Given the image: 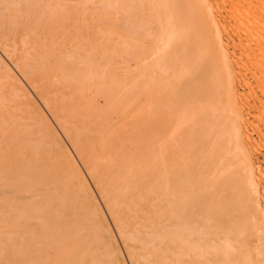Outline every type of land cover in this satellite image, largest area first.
<instances>
[{
  "label": "bare ground",
  "instance_id": "bare-ground-1",
  "mask_svg": "<svg viewBox=\"0 0 264 264\" xmlns=\"http://www.w3.org/2000/svg\"><path fill=\"white\" fill-rule=\"evenodd\" d=\"M0 49L75 151L44 181L42 148L0 104V146L36 160L0 156L25 204L4 195L0 264L14 232L34 264H264V0H0ZM74 155L124 258L103 209L78 204L93 195Z\"/></svg>",
  "mask_w": 264,
  "mask_h": 264
},
{
  "label": "rangeland",
  "instance_id": "rangeland-1",
  "mask_svg": "<svg viewBox=\"0 0 264 264\" xmlns=\"http://www.w3.org/2000/svg\"><path fill=\"white\" fill-rule=\"evenodd\" d=\"M13 65V66H12ZM17 69V70H14V69ZM16 71V72H15ZM11 74H14L18 79H19V81H20V83H19V85H17L16 84V82H14L11 78H10V75ZM19 74H21V75H19ZM0 76H4V77H6V80H7V89L9 88L10 90V98H9V93L7 92H5V88L4 89H2V90H0V104H3L4 106H9V107H11V106H13V111L15 112V115H16V119H14L13 121L10 119V116H11V118L14 116V114L12 115V114H8V113H10V112H6V114H8V115H6L7 117L5 118V119H7V120H9V126L10 127H14L13 128V130H18L19 131V134H21V135H24L25 136V139H27V142H26V145H27V147H31V146H34L35 147V144H36V146H38L39 148H42L41 149V153L40 154H38V152H37V154L39 155V165H46V166H49V167H46V168H49L48 170H50V173H49V175H45V176H48V178H44L43 180L44 181H49V182H52V181H50L51 179H53L55 176L58 178V175H56V174H59V176L61 177V175H62V172L60 171V167H58V166H61V170L62 171H64V170H68L67 172H69L70 170H71V168H72V163H70V160L67 158V156H66V154L67 153H73V154H75V151H74V149L72 148V146L70 147V146H66L68 143H69V145H71L70 144V142H69V140H67V138H66V135L64 134V132L62 131V129H61V127L59 126V124L56 122V120L54 119V117L53 116H51L52 114H51V112L49 113V110H48V108L43 104V102L41 101V99L39 98V96L37 95V93L33 90V88L30 86V84H29V82L27 81V79L22 75V73L19 71V69L16 67V65L13 63V61L12 60H10V59H8V57L5 55V53L0 49ZM22 78V79H21ZM23 79H25V80H23ZM5 82V81H4ZM6 84V83H5ZM25 84H27L26 85V87H25ZM29 85V86H28ZM17 87V88H16ZM30 87V88H29ZM13 89V90H12ZM15 89V90H14ZM22 90V91H21ZM33 90V91H32ZM17 91V92H16ZM17 93V94H16ZM15 95L18 97H15ZM14 96V97H13ZM5 97V98H4ZM7 98L8 99H10V100H7ZM1 99H2V101H1ZM3 99H5V100H3ZM40 100V101H39ZM9 103H8V102ZM22 103H24V104H22ZM20 104V105H19ZM11 105V106H10ZM26 105V106H25ZM44 105V106H43ZM27 106H29L28 107V111L25 109V107H27ZM22 107H24V108H22ZM24 110H26V112L24 111ZM12 111V112H13ZM1 113L3 114V115H5V112L3 113V111H1ZM46 114V115H45ZM51 114V115H50ZM30 115V116H29ZM17 117H19V119L17 120ZM24 119H27V120H24ZM32 119L36 122V123H34V122H32ZM15 120H17V122L15 121ZM29 120V121H28ZM21 121H23V122H21ZM28 123H27V122ZM15 122V123H14ZM44 122H45V124H44ZM20 124L18 127H16V124ZM43 123V124H42ZM35 124V125H34ZM42 124V125H41ZM44 125V126H43ZM50 125V126H49ZM20 126H23V128H21ZM25 126V127H24ZM28 126H30V128H32V129H30L29 130V127ZM34 128H33V127ZM52 126V127H51ZM41 128V129H40ZM44 129H47V131L46 130H44ZM54 129V130H53ZM26 132H25V131ZM32 130V131H31ZM39 130V131H38ZM44 130V131H43ZM56 130V131H55ZM61 130V131H60ZM29 131H31V132H29ZM41 131V132H40ZM23 132V133H22ZM25 132V133H24ZM38 133H40L39 135H38ZM43 133H44V135H43ZM31 134V135H30ZM45 137V139L44 138H42L41 139V137ZM255 137V136H254ZM52 138V139H51ZM66 138V139H65ZM29 139H32V140H36V141H32V140H29ZM39 139H41V140H39ZM51 139V140H50ZM38 140L40 141V142H38ZM45 140H47V141H45ZM67 140V141H66ZM33 142L35 143V144H33ZM42 142V144H40ZM45 142H48V143H45ZM66 142H68V143H66ZM11 143V142H10ZM9 143V146L6 144V147L5 148H2V146H0V152H2V153H0V156H3V158L4 157H8V159L9 160H11V162L13 163L12 165V167H14V166H17V167H19V168H22L23 170H21V172H26L25 170L27 169L28 171H29V167H27L29 164H31V165H35L36 163H33V162H36V160H34L33 158H30L28 155H25V154H23L22 156L20 155V157H18V158H16V153H17V151H18V148H14V144H10ZM56 143H58L59 145H57ZM47 144V145H46ZM41 145H43V147L41 146ZM49 145V146H48ZM52 146V147H51ZM33 147V148H34ZM66 147V150H70V152L69 151H66V153H64V151H65V148ZM70 147V148H69ZM35 148H37V147H35ZM48 148H51L52 149V152H54V153H52ZM38 149V148H37ZM72 149H73V151H72ZM50 151L49 153H52L51 155H53V156H51L49 153H43V151ZM64 150V151H63ZM37 151H39V150H37ZM72 151V152H71ZM64 153V154H63ZM49 154V157H47V155ZM55 154H57V155H55ZM72 154V155H73ZM25 155V156H24ZM43 155V156H42ZM62 155V156H61ZM77 155V154H76ZM76 155H74V159H75V161L77 160L76 158H78V160H79V157L78 156H76ZM27 156V157H26ZM42 156V157H41ZM51 156V157H50ZM60 156V157H59ZM44 157H47V158H45V160L46 159H48V160H51V158H53L52 159V161H50V163H52L53 164V166L54 167H52V165L51 164H47V163H49V161L48 160H46L47 162H43V161H41L40 162V160L41 159H43ZM64 157V158H63ZM24 158L26 159V161L27 162H30V163H28V165H26V163L27 162H25V160H24ZM15 159H17V160H15ZM23 159V161H21ZM57 159V160H56ZM31 160V161H30ZM44 160V159H43ZM54 160V161H53ZM77 160V162H79V163H77L78 165H79V167L81 168V170H82V172H83V174L85 175V178L88 180V184H89V187H91V193H92V197L90 196V195H88V193H86V191H83V196H84V198H83V200L81 199V200H79L78 201V204L82 207V206H88L89 204H90V206L91 207H87V208H90V209H92L94 206H97V204L99 205V207L100 208H102L103 209V211L105 210L104 209V207H103V205H102V202H100V199H98L99 197H98V194H97V192H96V190H95V187H94V185L91 183V180H90V178L89 177H87L88 175L85 173V171H83L84 169H83V167L82 166H80V165H82L81 164V161L79 160L78 161ZM16 161H17V164H15L16 163ZM20 162V163H19ZM23 162H25L24 163V165H23ZM62 163V165L64 166H62L61 164H59V163ZM67 163V164H66ZM23 165V166H22ZM67 165V166H66ZM70 166V167H69ZM17 167H15V168H13V169H17L18 171H20ZM24 167L26 168V169H24ZM63 167V168H62ZM55 170H54V169ZM70 168V169H69ZM51 169H53V171H55L54 172V175H53V171L51 170ZM46 170V169H45ZM47 170V171H48ZM57 170V171H56ZM58 172V173H57ZM65 173V172H64ZM3 174V173H2ZM51 174V175H50ZM40 176H43V175H40ZM44 176V177H45ZM52 176H54V177H52ZM51 177V178H50ZM43 177H41V179H42ZM6 179V178H5ZM1 180V179H0ZM86 180V181H87ZM4 181V182H3ZM3 181H0L1 183H7V182H10V181H8L7 179L6 180H3ZM0 183V187H2V188H8L9 186L7 185H3V184H1ZM86 183V182H85ZM50 184V183H49ZM52 184V186H53V183H51ZM50 184V185H51ZM1 188V189H2ZM10 189L8 190V189H2V190H0V198H2V201L0 202L1 204V208H0V211L1 212H3V210H4V208H5V210H4V212H5V214L7 213L6 211H8L9 212V210L10 211H12V209H13V206L11 207L12 209H10V206H11V204H12V202H14V205H16L17 204V206L20 208V206H24L25 204H23V202H21L20 203V205L18 204V201L16 202L15 200H18V196H16L17 194L13 191L14 190V188H12V187H9ZM5 190H6V194H4L5 193ZM9 192H8V191ZM2 192H4V193H2ZM8 193H10L9 194V196H8ZM94 193V194H93ZM16 194V195H15ZM4 195L5 196H8L9 198H8V202H11V204H10V206H9V204H8V202L6 201V197H4ZM12 195V196H11ZM13 198V200H12V198ZM13 196H15V197H13ZM87 196V198H85ZM89 196V197H88ZM15 198V199H14ZM17 198V199H16ZM89 198V199H88ZM5 199V200H4ZM4 201V202H3ZM16 202V203H15ZM7 204V205H6ZM23 204V205H22ZM77 204V205H78ZM13 205V204H12ZM76 205V208H77V210H79L80 209V206L78 207ZM94 205V206H93ZM102 207H101V206ZM6 206H8V208L6 207ZM3 208V209H2ZM6 209H9V210H6ZM15 209V208H14ZM13 209V210H14ZM21 209V208H20ZM25 209H26V207H25ZM27 211H29V215H31L32 214V212H34L33 214H35V211H31V210H28V209H26ZM67 210H70V209H67ZM37 213V212H36ZM104 213H105V217L107 218V221H108V225H107V223L105 222L104 224L106 225V226H108L107 228H108V230H107V232H109V230L111 229V231H113V236H114V238H115V241H114V239L113 240H111L112 242H113V245H114V247H115V249L118 251V253H119V256H120V254H121V256H123V258L124 257H126V256H124L125 255V252H123L124 251V249H123V247L121 246V244H120V241H119V239H118V236L116 235V233L114 232V228H112L113 226H112V223H111V221H110V218H109V216H108V214L106 213V211H104ZM4 214V213H3ZM32 214V216H34ZM0 215H2V213H0ZM3 216V215H2ZM30 217V216H29ZM0 219H2V221H0V226L2 225V223L4 222V220H3V217H0ZM69 219V218H68ZM67 219V220H68ZM10 221L8 222V223H10L9 225H13V227L11 226H9L8 228V233L9 232H11V229H12V231H13V229H14V231L17 229L18 230V225L20 224L21 225V223H22V221H19L18 220V222H15V221H17V219H15V221L13 222V219H12V221H11V219H9ZM8 221V220H7ZM2 222V223H1ZM21 222V223H20ZM100 222V220L97 222V223H99ZM101 223V222H100ZM111 224V225H110ZM15 226V227H14ZM111 227V228H110ZM86 228H84V230H85ZM10 230V231H9ZM13 233V232H12ZM11 233V234H12ZM15 233L16 232H14V235H15ZM10 234H8V236H9ZM13 235V241H14V239H16V240H18V241H15V243L13 244V241L10 239V241L7 239V241H8V243L9 242H11L10 244H7V241H5V243H6V247H8V248H10L11 250L10 251H8V249L7 248H5V249H7V250H5V252L6 253H8L7 254V259H9L7 262H9L8 264H20V262L22 261V259L25 257L26 259H28V261L26 260V259H24L23 261H22V263L23 264H26V263H29V264H34L33 262L31 263V258L29 259V257H32V256H30L31 255V252H29V250L31 251V248L29 247V246H32V245H29V242L26 244V241H25V239H23L22 240V238H20L17 234V236L18 237H15ZM88 236V235H87ZM103 236H107V235H103ZM102 236V237H103ZM10 237V236H9ZM89 237V236H88ZM11 238H12V235H11ZM105 238V237H104ZM20 240H22V241H20ZM90 240V239H89ZM23 241H25V242H23ZM105 241L107 242V244L109 243V241L107 240V238H105ZM16 242L18 243L17 245H16ZM23 242V243H22ZM92 243H90L89 242V244H91V246L88 244V246H90L88 249L89 250H95L94 252H97L98 250H99V248H97V246H96V243H94L93 244V241H91ZM19 243H22V244H26L27 246H28V248H25L26 250H28V252L26 251V250H24L23 248L26 246H23V248H21V250H16L17 249V247H19L20 246V244ZM30 244H31V242H30ZM19 245V246H18ZM5 246V245H4ZM12 247H13V250H12ZM16 247V248H15ZM92 247V248H91ZM94 247V248H93ZM15 248V249H14ZM98 249V250H97ZM92 250V251H93ZM123 250V251H122ZM14 251V252H13ZM18 251H21L22 253H23V251L25 252H27L26 253V256H28V257H26V256H24V257H22L23 255H25V254H23L21 257H22V259L20 258V256H18L19 254L17 253ZM93 252V253H94ZM101 252V251H100ZM12 255H11V254ZM15 253V255H16V253L18 254V255H16L17 257H16V259H15V256H13V254ZM22 253H20V254H22ZM28 253H30L29 255H28ZM122 253H124V254H122ZM9 256H11L10 258H12V256L14 257V258H12V259H14L13 261L9 258ZM102 257V259H103V256H101ZM18 258V259H17ZM18 260H19V262H18ZM29 260H30V262H29ZM15 261V263H13ZM26 262V263H25ZM125 262H126V264H128V261H127V258H125ZM21 263V264H22ZM109 263V262H108Z\"/></svg>",
  "mask_w": 264,
  "mask_h": 264
}]
</instances>
